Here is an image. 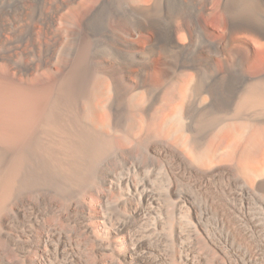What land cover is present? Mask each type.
<instances>
[{
    "label": "bare ground",
    "instance_id": "bare-ground-1",
    "mask_svg": "<svg viewBox=\"0 0 264 264\" xmlns=\"http://www.w3.org/2000/svg\"><path fill=\"white\" fill-rule=\"evenodd\" d=\"M91 1L0 0V264H264V0Z\"/></svg>",
    "mask_w": 264,
    "mask_h": 264
},
{
    "label": "rangeland",
    "instance_id": "rangeland-1",
    "mask_svg": "<svg viewBox=\"0 0 264 264\" xmlns=\"http://www.w3.org/2000/svg\"><path fill=\"white\" fill-rule=\"evenodd\" d=\"M91 3H92L91 0H82V10L85 11L86 9H88L91 6ZM215 3L216 1H214L213 5H215ZM205 25L207 26V28L211 30V32L215 36L221 35L222 31L218 23V17L216 15H212L208 17L207 19H205ZM6 37H9V35L7 34ZM253 50H254L255 56H254V60L250 67V72L256 73V72H260L264 70V50L256 46L253 47ZM4 76L3 77L0 76V77L2 79L3 78H8L11 80L14 79V77L11 74H8L7 76L4 75Z\"/></svg>",
    "mask_w": 264,
    "mask_h": 264
}]
</instances>
